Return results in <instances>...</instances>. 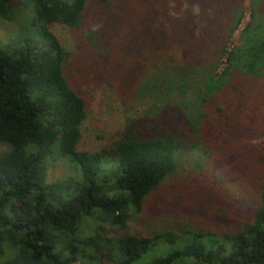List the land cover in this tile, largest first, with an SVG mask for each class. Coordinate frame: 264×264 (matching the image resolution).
I'll use <instances>...</instances> for the list:
<instances>
[{
  "label": "trees",
  "instance_id": "trees-1",
  "mask_svg": "<svg viewBox=\"0 0 264 264\" xmlns=\"http://www.w3.org/2000/svg\"><path fill=\"white\" fill-rule=\"evenodd\" d=\"M244 2L0 0V22L28 13L34 32L0 43V264H264V144L242 119L243 74L262 76L264 32L249 24L245 45L228 47ZM105 85L141 114L102 151L80 150ZM62 159L75 173L50 182ZM167 181L168 196L202 199L222 227L154 221L150 236L132 234ZM231 189L242 193L223 196Z\"/></svg>",
  "mask_w": 264,
  "mask_h": 264
},
{
  "label": "rangeland",
  "instance_id": "rangeland-1",
  "mask_svg": "<svg viewBox=\"0 0 264 264\" xmlns=\"http://www.w3.org/2000/svg\"><path fill=\"white\" fill-rule=\"evenodd\" d=\"M243 18L234 34L228 41L229 50L240 48L245 45V30L247 25L251 24L253 28H258L260 32H264V0H245L243 4ZM31 18L28 13L21 17L20 20L14 22H0V43L7 44L17 37H31L34 35L33 30L29 31L24 27L30 25ZM22 30V31H21ZM52 31L59 38L63 46L69 52L77 51V40L71 33L69 27L59 24L52 26ZM228 65L227 58L221 61L220 72ZM244 89L247 97H242L244 110L242 119L245 123V130L249 131L254 140H249L251 144H264V71L261 77H252L243 74ZM145 108V107H144ZM141 114L139 107L133 105H123L119 96L110 86H103L94 93L88 119L83 125V137L79 145L80 150L99 152L108 146L112 141L117 139L125 129L126 119L130 116ZM232 142H235L232 140ZM7 148L0 146V154ZM187 170V169H186ZM192 169L188 168V174ZM73 168L66 159L53 162L49 170V181L58 182L69 176H73ZM170 182L165 183V187L160 192L155 193L147 198L144 204V211L140 216L130 221V231L132 234H138L145 237L151 235L155 230L154 221L157 223H166L176 232L185 229L186 225L191 228H202L203 226H211V228H221L222 224L217 221L209 222L208 217L204 215L205 208L200 207V200L188 196L178 198L177 196H168L171 193L169 187ZM238 189V188H237ZM240 190L231 189L224 192L225 197L236 198L241 195ZM215 195H210L204 199L209 201ZM230 201V200H229ZM211 205V203L209 202ZM231 204V202H230ZM156 210V212H155ZM204 215V216H203ZM190 218L192 223L185 219ZM94 223L91 219L85 220V233H92ZM217 228V229H219ZM156 254L151 252L144 257V260H151ZM104 264H114L105 261ZM185 264H192L187 262Z\"/></svg>",
  "mask_w": 264,
  "mask_h": 264
}]
</instances>
